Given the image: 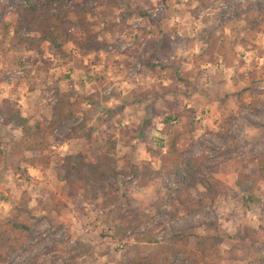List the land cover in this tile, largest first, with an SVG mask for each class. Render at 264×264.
Masks as SVG:
<instances>
[{
	"label": "rangeland",
	"instance_id": "obj_1",
	"mask_svg": "<svg viewBox=\"0 0 264 264\" xmlns=\"http://www.w3.org/2000/svg\"><path fill=\"white\" fill-rule=\"evenodd\" d=\"M61 1L72 20L76 2L93 8L94 14L88 13L86 18L98 40L108 46L81 54L70 42L64 47L74 57L69 63L50 53L47 43L42 47L43 54L13 49L0 55V140L5 144L0 157V219L24 190L29 194L30 207L51 198L57 204L48 218L35 222L24 247L0 264H100L102 257L107 258L103 264H213L198 248L206 243L219 248L220 264H264V188L260 186L264 182V60L253 78L235 84L231 79L223 80L220 84L228 86L221 97L216 94L214 78L205 76L201 99L206 95V104L197 103L195 97L187 108L183 95L190 97L191 86L180 81L183 75L178 64L182 57H171L172 42L181 39H172L176 32L168 36L161 27L175 15L179 19L176 23H185L191 29L201 16L219 20L217 10L224 20L234 21L246 0H208L210 9L205 12L199 11V0H156V4L152 0H106L100 6L97 1L105 0ZM27 2L0 0V24H15L17 8ZM248 20L254 26L241 42L258 39L257 44L264 49L263 16L253 12ZM75 34L80 38L79 32ZM11 35L12 28L8 39ZM162 36L168 39H162L165 43L157 53ZM207 58L215 63L213 68L220 67L217 55ZM126 71L129 77L122 76ZM131 72L140 78L130 76ZM100 76L104 79L97 80ZM96 90L100 94L98 106L90 107L84 99ZM245 90L253 106L239 110L235 96L241 97ZM65 95L83 103L76 118L64 122L49 136L51 163L43 169L23 164L20 168L26 169L25 176L21 171L15 173L17 157L12 148L21 132L5 123V105L16 103L22 115L33 122L50 118L58 97ZM103 96H108L107 101ZM218 100L225 103L217 109L208 107ZM83 118H87L83 131L72 134V128ZM165 118H169L165 126L179 124L183 129L177 132L180 146L181 137L187 135L183 146L186 156H206L201 169L188 180L192 202L202 204L193 212L167 200L169 187L176 185L157 172L160 166L152 167L153 160L160 165L159 156L152 153L156 149L151 147L159 138L152 134L158 124L164 125ZM144 123L147 126L142 131ZM148 130L149 134L140 139L139 133ZM107 140L116 141L114 157L119 174L107 178L104 191L96 197L79 202L67 199L62 192L65 158L79 155L88 160V148ZM141 145L152 159L138 160ZM158 147L162 149V141ZM216 168L218 172L213 174ZM148 170L151 172L147 174ZM250 172L253 180L239 183L238 174ZM143 175L147 183L140 185ZM204 176L221 182L213 198L203 195L199 183ZM156 198L162 201L160 207L148 203ZM252 217L254 223L249 222ZM186 254L190 258L185 259Z\"/></svg>",
	"mask_w": 264,
	"mask_h": 264
},
{
	"label": "trees",
	"instance_id": "obj_2",
	"mask_svg": "<svg viewBox=\"0 0 264 264\" xmlns=\"http://www.w3.org/2000/svg\"><path fill=\"white\" fill-rule=\"evenodd\" d=\"M27 1L26 6L17 8L15 24L12 26L0 24V55L5 56L13 49L36 51L43 54L42 47L47 43L50 53L57 55L64 63H69L73 61L74 57L71 51L66 50L64 47L70 42L75 45L81 54L105 49L108 46L104 40H98L97 34L94 33L91 22L86 18L88 13L94 14V9L87 6L84 2H76L74 4L72 10L74 19L72 20L69 17L70 10L64 7V3L61 0H44L40 3ZM199 1V5H207L206 0ZM105 2L106 0L103 2L97 1V4L100 6ZM251 12H258L264 19V0H246V6L242 13H246L249 16ZM111 25L116 27L114 24ZM112 27H110V32H113ZM10 28H12V35L8 39ZM75 32L80 33V38L76 36ZM147 34L149 32H145V35ZM198 37H183L181 40L173 41L172 43L179 49H188L190 46L195 45L196 40L201 39L203 36ZM205 45L206 49L202 56H207L211 59L217 53L215 51L217 44L210 31L206 35ZM182 77L180 81L187 83L184 75ZM96 79L103 80L104 77L100 76ZM147 93H150V90H147ZM98 97H100V94L96 90L93 94L86 96L84 100L90 107H94L98 106ZM103 98L104 101H107L108 96H103ZM82 103L73 101L66 95L59 96L50 118L37 119L33 122L22 115L16 103L11 102L5 105L3 109L5 123L21 132L19 140L13 144L12 148L13 155L17 157V162L14 166L15 173L21 171L25 176L26 169L20 168V165L23 164L27 167L43 169L51 163L49 136L61 127L64 122L76 118ZM168 119H164V125L167 124ZM86 121L87 118H83L77 126H74L72 134H77L79 130L83 131ZM146 126L147 124L144 123L142 131ZM148 134L149 130L146 134L139 133V137L141 139ZM179 141L180 134L171 137L168 141V153L165 156H161L157 150L152 153L159 156L160 167L157 172L165 174L168 180L173 181L176 185L175 188L169 187L167 200L171 204L177 201L187 212H193L202 207V204L201 202H192L191 183H188V180L195 172L201 169L200 165L205 161L206 156H186L185 148L179 145ZM3 144L0 140V157L5 153ZM115 145L116 141L110 140L99 144L97 147L90 146L88 148V160L79 155L65 158L67 170L62 178L64 183L62 192L67 199L79 202V200L89 197H96L104 191L106 179L119 174L114 157ZM150 172L151 170H148L147 174ZM217 172V168L213 170V174ZM238 175L239 183L253 180L252 172ZM145 176L140 177V185L147 183ZM199 184L203 188V195L213 198L218 193L221 182L213 176H204ZM53 200L54 198L48 201L38 200L34 207H30L29 194L26 190L22 191L16 204L10 208L6 216L0 219V262L6 261L13 253L24 247L27 237L38 219L48 218L56 210L57 204ZM161 202V200L156 198L148 203L158 204V207H160ZM198 248L205 257L208 256L213 260V264H220L219 248L215 244L206 243L205 246ZM186 258H190V254H186Z\"/></svg>",
	"mask_w": 264,
	"mask_h": 264
},
{
	"label": "crops",
	"instance_id": "obj_3",
	"mask_svg": "<svg viewBox=\"0 0 264 264\" xmlns=\"http://www.w3.org/2000/svg\"><path fill=\"white\" fill-rule=\"evenodd\" d=\"M209 9L210 8L207 7V5L206 6L199 5L200 12L203 11L205 12ZM215 12L220 14L219 20L211 21L212 19H207L201 16V19H199L196 23L193 22L195 26L190 25L191 29H188V27L185 26V23L181 24L178 22L179 23L178 24L174 22L172 27H170L167 32L165 31L166 33H168L166 34L168 36H171L177 31L182 32L183 34H185L184 35L185 37H189V38L194 36H196V38H199L198 36H203L201 39L196 40L195 45L190 46L188 49H179L175 47L173 43L171 46L173 48L171 57L172 58L176 57V60L182 57L180 61L181 64L180 65L178 64V66L180 68V71H182L181 74L184 75L186 79H188V82L185 83V85L191 86V90L189 91L191 93L190 97H188V95L186 94L183 95L185 100L184 105L186 104L187 108L191 107L190 102H193V99L195 97L197 98V103L201 104L202 102V105L206 104L205 97L207 96L204 95V100L201 99L202 96L201 92H203L204 89L206 88L204 87V84L202 82L205 76L214 78V81L217 84V86H215L216 94L217 95L219 94V97H221L226 92L225 87L228 86V85L226 86L220 84L223 80H225L226 82V80L229 81L231 79L235 84L236 82H241L244 79H247V77L249 76L253 78L254 74L255 73L257 74L258 70L261 69L260 63L261 61L264 60V49L262 47H259V45L257 44L259 43L258 39H252V40L250 39L251 43L246 41L241 42L243 41V37L247 36L248 34L247 30L249 28H253V24H251L250 21L248 20V17L251 16L252 12L251 14H249V16H247L246 13L238 14V16L234 21L224 20L221 17V10H217ZM177 19L178 18L175 15L174 16L172 15V20L170 21H179V19L178 20ZM243 21H245L244 25H243ZM189 23L191 24L192 22L189 21ZM199 26H201L202 28L198 30L197 28ZM209 31L212 32V35L215 38L217 44V49H215L217 53L215 54L217 55L218 58L217 60L220 61V65H219L220 67L218 68L216 67L213 68L214 66L213 64L215 63H212L206 56H202L206 49L205 39ZM229 35L231 36L228 37ZM162 39L163 40L168 39V37L162 36L160 47L159 49L155 50L157 53L160 52L161 46L163 45V43H165V41H162ZM231 39L235 41L228 43L230 42ZM154 43H156V41ZM155 45L158 46L159 44L158 45L155 44ZM135 47H137L138 49V46ZM177 53H179V55H177ZM126 57L127 59H131V56L129 55H127ZM235 62H238L239 65L234 64ZM128 73L129 72L126 71L124 72V75H122V73L121 75L124 77H129ZM131 75L136 77L137 80L140 78L138 77L137 73L131 72L130 76ZM123 83L126 85H131L130 82L127 81H124ZM182 87H184V85H182ZM233 87L234 90L235 86ZM247 92L248 90L243 91L240 94L241 97L238 95L235 96L236 97L235 103L237 105V109L240 110L243 108L253 106L251 102L253 101V99L248 96L249 93L246 95ZM249 92H252V89ZM223 103H225V101L222 100L211 101L208 107L210 106L212 109L213 108L217 109L218 106Z\"/></svg>",
	"mask_w": 264,
	"mask_h": 264
},
{
	"label": "clouds",
	"instance_id": "obj_4",
	"mask_svg": "<svg viewBox=\"0 0 264 264\" xmlns=\"http://www.w3.org/2000/svg\"><path fill=\"white\" fill-rule=\"evenodd\" d=\"M153 4H156V0H152ZM175 21H165L164 24L161 25V27L163 28L164 31H168V29L170 27H172L173 23ZM177 55H179V53H177ZM173 59H175V57H173ZM165 83H170L169 81H165ZM133 87H135V85H132ZM7 94V93H6ZM127 123V121H126ZM160 129H163V131H160ZM177 132H183V129L180 127L179 124H176L174 126H165L163 124H158L157 125V131H155L152 135L155 138H159L156 142L151 144V147L153 149H156L157 151L160 152L161 156H165V154L168 153V141L171 139V137L173 135H176ZM200 133L197 132L196 136H199ZM187 139V135L185 134L184 136L181 137V146H186V141ZM162 141L163 143V147L162 149L160 147H158V145L160 144V142ZM73 151H75V149H73ZM64 153L61 152V155H63ZM152 159L151 157H149L146 153H144L143 151V145L140 146V153L138 156V160H150ZM159 165V161L158 160H153L152 162V167L153 168H158ZM261 188H264V182L261 183ZM49 187H51V185H49ZM38 194V193H37ZM7 208L8 206L5 205V211L7 212ZM226 211V210H225ZM250 223H254L255 222V217H252L251 220L249 221ZM255 226V224H254ZM106 257H102L100 259V264H103V261L106 260Z\"/></svg>",
	"mask_w": 264,
	"mask_h": 264
},
{
	"label": "built area",
	"instance_id": "obj_5",
	"mask_svg": "<svg viewBox=\"0 0 264 264\" xmlns=\"http://www.w3.org/2000/svg\"><path fill=\"white\" fill-rule=\"evenodd\" d=\"M183 37H184V34L180 31H177L173 36H171L172 39H182ZM120 246H122V245H120Z\"/></svg>",
	"mask_w": 264,
	"mask_h": 264
}]
</instances>
